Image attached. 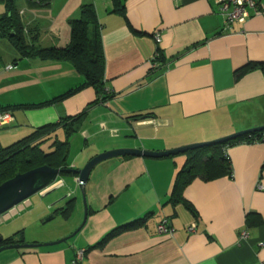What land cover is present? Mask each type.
I'll list each match as a JSON object with an SVG mask.
<instances>
[{
    "label": "crops",
    "instance_id": "obj_1",
    "mask_svg": "<svg viewBox=\"0 0 264 264\" xmlns=\"http://www.w3.org/2000/svg\"><path fill=\"white\" fill-rule=\"evenodd\" d=\"M120 2L124 15L113 10L111 0L16 4L24 24L36 30L39 45L61 47L70 41L68 20L92 3L100 25L105 88L114 95L91 106L95 91L84 87L48 105L12 109L51 100L79 86L83 77L66 61L19 58L11 43L0 39V112L9 110L13 116L0 125L1 146L84 109L79 130L69 137V148L79 144L77 157L69 160L68 151L73 169L107 150L164 151L264 126V14L223 27L215 0ZM5 9L0 7V13ZM158 48L164 62L156 67ZM136 114L153 119L129 118ZM58 133L63 139L64 130ZM227 155L230 177L197 178L184 189L196 215L168 201L185 162L181 153L119 156L97 164L84 186L83 225L77 175L58 176L53 188L60 190L46 205L26 200L20 213L0 219V240L49 243L80 229L54 245L4 249L0 264H264V142L239 143ZM69 202L64 226L41 225L42 216ZM62 207L53 210V217ZM148 213L144 226L91 247L109 231ZM162 220L170 232L157 231ZM33 225L36 230L28 231ZM243 231L246 238L240 237ZM78 250L86 253L73 263Z\"/></svg>",
    "mask_w": 264,
    "mask_h": 264
},
{
    "label": "trees",
    "instance_id": "obj_2",
    "mask_svg": "<svg viewBox=\"0 0 264 264\" xmlns=\"http://www.w3.org/2000/svg\"><path fill=\"white\" fill-rule=\"evenodd\" d=\"M5 4V11L0 13V39H7L17 51L19 58H37L40 60L66 61L72 64L76 71L83 77V82L64 93L37 104L19 105L16 108L41 107L64 98H67L84 87H92L95 91V99L89 104L103 103L111 98L105 88L104 67L105 58L94 6L85 3L80 7L79 15L68 20L70 29V41L61 47H43L38 43L36 30L29 29L23 22L15 0H0ZM32 6H47L50 0H27ZM113 10L124 15L120 0H111ZM164 62L160 49L153 59L156 67ZM84 109L76 115L68 116L58 122H51L34 128L26 136L7 145H0V184L14 176L17 172H25L35 167L48 165L57 169H64L61 175L75 176L67 162L69 151V137L77 132L86 115ZM141 114L131 115L129 118L138 119ZM64 130V138L57 136V130ZM251 131L236 138L223 142L204 145L188 149L181 153L185 156L184 165L177 171L174 184L169 197V203L182 204L196 215L193 206L183 197V191L194 179L211 181L219 177L232 175L230 159L227 156L228 148L239 143H255L260 140V132ZM71 170V171H68ZM71 210V203L60 208V213L67 217ZM149 213L127 224L109 231L99 242L91 247H100L109 239L124 231L140 228L145 225ZM248 225L251 223L247 220ZM22 243V239L15 241L12 237L0 240L1 245ZM86 251L84 250V255Z\"/></svg>",
    "mask_w": 264,
    "mask_h": 264
},
{
    "label": "water",
    "instance_id": "obj_3",
    "mask_svg": "<svg viewBox=\"0 0 264 264\" xmlns=\"http://www.w3.org/2000/svg\"><path fill=\"white\" fill-rule=\"evenodd\" d=\"M153 119L152 115H144L139 118L140 122L148 121ZM264 130V126H259L247 130L238 131L236 133L230 134L228 136L205 141L199 143H193L184 145L181 147L164 150V151H149V150H142L138 148H119V149H112L107 150L102 153L97 154L93 158H91L82 168L80 169H73L72 171L77 175L78 185L81 188L82 194L84 196V186L87 182V179L90 175L92 169L99 164L100 162L114 158L119 156H145V157H165L170 155H177L180 153L185 152L188 149H193L197 147H201L204 145H209L213 143L223 142L229 139L236 138L244 133L251 132V131H258ZM64 169H57L50 167L48 165H42L39 167L32 168L25 172H17L14 174L13 177L5 180L0 184V215L11 209L17 204H20L23 201H26L30 196L41 193L46 190H53L55 187L54 185L57 184L56 179L63 172ZM71 171V170H68ZM53 188V189H52ZM85 206V214L82 220L81 225L84 224L87 216ZM53 218V215H50L46 218L45 221L50 220ZM81 226H79L74 233H76ZM72 233L70 236L62 238L55 242L49 243H12L7 244L4 246H0V252L4 249L9 248H28V247H36V246H48L54 245L60 242H64L69 239L71 236L74 235Z\"/></svg>",
    "mask_w": 264,
    "mask_h": 264
},
{
    "label": "built area",
    "instance_id": "obj_4",
    "mask_svg": "<svg viewBox=\"0 0 264 264\" xmlns=\"http://www.w3.org/2000/svg\"><path fill=\"white\" fill-rule=\"evenodd\" d=\"M215 2L217 5V13L223 18V27H229L233 23L243 24L251 16L264 14V6H262L260 0H215ZM154 37L157 42L160 41L158 34H155ZM8 68H12V66L9 65ZM12 119L13 116L9 110L0 112V125L8 124ZM256 142H264V130L260 132V140L255 141V143ZM257 186L262 188L261 184ZM25 208L26 201H23L0 215V219L18 214ZM156 229L159 233H168L171 231L167 225V220L160 221ZM240 237L246 238L247 232L243 231ZM260 245L264 246V242H261ZM83 258L84 251L78 250L75 254L73 263L81 262Z\"/></svg>",
    "mask_w": 264,
    "mask_h": 264
},
{
    "label": "rangeland",
    "instance_id": "obj_5",
    "mask_svg": "<svg viewBox=\"0 0 264 264\" xmlns=\"http://www.w3.org/2000/svg\"><path fill=\"white\" fill-rule=\"evenodd\" d=\"M22 0H15V4H17V5H19V3L21 2ZM4 2H1L0 1V7H2V6H5L4 4H3ZM16 5V6H17ZM5 11V10H4ZM10 44V43H9ZM41 45V44H40ZM55 46H57V45H55ZM60 135V133H58V137H60L59 136ZM62 136V135H61ZM64 136V135H63ZM22 138V137H21ZM74 143H71V145H70V148H69V160L71 159V158H73V157H77V152H79L78 151V149H79V144H77V145H73ZM84 166V165H83ZM82 166V167H83ZM60 176V175H59ZM68 175H61V177H64L65 179H67L68 177H67ZM78 186V185H77ZM62 188V187H61ZM78 188V190L76 191V194H77V196L80 198V200L82 201V206H83V210H82V218H81V221L83 220V217H84V214H85V199H84V196H83V194H82V191H81V188L78 186L77 187ZM60 190V188H57V189H53L52 191H50V190H47V191H45L43 194H41V193H36V194H34V195H32V196H30L27 200H31V201H33V202H35V201H38L39 203H40V205L39 206H43L44 204L46 205L49 201H50V199L52 198V196H54V194H55V192H58ZM47 192H49L48 194H45V193H47ZM65 207L63 204H59L57 207H55V208H59V207ZM54 208V209H55ZM54 209H52L51 210V213H49L48 215H52V213H53V210ZM57 214H56V217L54 216L53 218H51L50 220H48V221H45V223H43V224H41V225H48V226H58V227H62V226H64V224H65V220H69L68 218L70 217H68V218H65L61 213H60V210H57ZM48 215L46 216H42V218L41 219H46L47 217H48ZM71 216H72V218H74L75 217V214H73L72 215V212H71V214H70ZM71 218V219H72ZM41 221H43V220H41ZM38 227V225H36V226H30L29 228H28V231L29 230H31V231H35L36 230V228ZM55 229H60V228H55ZM59 239H61V238H59ZM59 239H56V240H52V241H50V242H53V241H57V240H59Z\"/></svg>",
    "mask_w": 264,
    "mask_h": 264
}]
</instances>
